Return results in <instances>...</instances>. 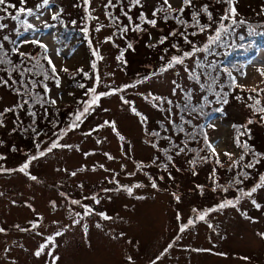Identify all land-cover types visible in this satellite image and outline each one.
I'll return each mask as SVG.
<instances>
[{"label":"rangeland","instance_id":"1","mask_svg":"<svg viewBox=\"0 0 264 264\" xmlns=\"http://www.w3.org/2000/svg\"><path fill=\"white\" fill-rule=\"evenodd\" d=\"M263 1L236 6L264 21ZM206 2L121 0L115 32L107 0H5L0 264H264V123L251 105L263 97L264 50L244 47L225 69L220 38L229 46L246 21L215 22ZM62 18L76 27L67 37ZM225 76L231 94L217 103L212 85ZM198 123L221 165L202 138L197 158L176 137ZM234 123L254 147L246 167L228 168Z\"/></svg>","mask_w":264,"mask_h":264},{"label":"trees","instance_id":"2","mask_svg":"<svg viewBox=\"0 0 264 264\" xmlns=\"http://www.w3.org/2000/svg\"><path fill=\"white\" fill-rule=\"evenodd\" d=\"M239 0H210L209 3H207V7L210 6V9H205V11L207 12L208 16L210 17L213 21L215 22H223L227 17H228V21H231L232 18L236 15H238L239 17H241L243 20L246 21V23H244L241 26V31L235 35H232L233 37V41L232 43L228 46L226 44L223 43L222 38H220L221 41H219L220 45H218L217 48H219L220 50H222L224 47L228 48V53L225 54L223 61L225 62V64H223V67L225 69H230V68H226V66H231L232 63V59L229 55V53L231 51H235L237 52L240 56L243 55V53L246 52V50L249 49H255L257 48V42H254L255 37H259V39L262 41V43H264V21H261V19H254L251 18L250 16H246L248 13L244 12L243 10L237 8V3ZM264 2V1H263ZM225 3V4H223ZM216 5H221V11L220 14L218 15L217 13L214 12L213 10V6ZM13 8H15V10L17 11H21V9L23 8H16L15 6H13ZM235 9L234 13H231V9ZM5 15L8 16V11L9 9L7 7H4ZM10 10H12L11 5H10ZM260 10L261 13L264 14V5H260ZM28 11V9H23V11H21V13H24ZM218 16H216V15ZM249 26H256V28L253 30L252 32V38L250 39V36L246 35L247 29ZM244 47L246 48V50L244 49ZM252 47V48H250ZM246 54V53H245ZM247 55V54H246ZM226 86L227 88H224L223 86ZM261 87V92H263V97L260 99L254 98L253 101L254 103H252V107H254V111L261 117L259 118L260 121L262 123H264V75H263V80L259 85ZM212 89L213 91L217 94L215 95V99H218L219 96L226 98L228 93L231 91L230 90V79L228 76H225V78L219 82H216L212 85ZM219 95V96H218ZM209 110H208V115H209ZM207 115V116H208ZM59 119V118H58ZM202 120H206L207 118H201ZM257 122H253V121H249V123L247 124V126H252L255 127L257 126L256 124ZM0 126H2L1 122H0ZM177 127H180V125H178ZM199 127V126H197ZM202 128V127H200ZM233 129L237 135L241 136V142L239 144V148H240V152L238 157L233 158L230 160L229 167L228 168H232V167H240V166H247V163L243 162L242 160L245 158V154L247 151H249L251 148H254L252 145H250L246 140H245V136H249V132L247 130V128H242V125L239 123H234L233 124ZM181 132V131H176ZM177 133H175V136L177 135ZM190 138H192V134L189 136ZM34 141V140H33ZM205 155L204 157L207 159H210L212 161H215V159L213 157H211L208 152L206 150H204ZM255 162V161H253ZM243 174H246V172L244 171Z\"/></svg>","mask_w":264,"mask_h":264},{"label":"snow or ice","instance_id":"3","mask_svg":"<svg viewBox=\"0 0 264 264\" xmlns=\"http://www.w3.org/2000/svg\"><path fill=\"white\" fill-rule=\"evenodd\" d=\"M5 2V0H0V4H3ZM165 3H167V0H165ZM185 3H190V0H185ZM170 7V6H169ZM21 11H23V9H21ZM181 11H183V9H181ZM231 11H235V9L233 8V9H231ZM150 23H152L153 25H155V23H156V21L155 20H152V21H150ZM166 39V38H165ZM217 39H218V37H217ZM161 42H163V40L161 41ZM185 55H189L188 53H185ZM173 59V61L174 62H177V63H179V62H181L180 60H179V58H177V57H173L172 58ZM169 66H171V64L169 65ZM6 83V82H5ZM96 99H98V97L97 98H94L93 99V103H95L96 102ZM88 109L87 108H85V112L87 111ZM77 119H79V116H77ZM107 123V122H106ZM55 146H57V145H55V144H53V147H55ZM41 155H43V153H41ZM27 167V164L26 165H24V167L23 168H21L20 170L21 171H24V169ZM248 167H252V165L250 164V165H248ZM74 174V173H73ZM32 179H36L35 177H32ZM153 187H155V184H153ZM128 191H129V193H131V189L129 188L128 189ZM253 191H255V189H253ZM74 203H76L75 201H74ZM229 203H231V202H229ZM224 205H221V207H223ZM105 218H107V217H105ZM200 219H203V216H201L200 217ZM35 226V225H34ZM183 230V229H182ZM0 231H2V229H0ZM57 235H59V233H57ZM49 239H52L51 237H49ZM43 247V246H42ZM40 253L39 252H37L36 253V255H39Z\"/></svg>","mask_w":264,"mask_h":264},{"label":"flooded vegetation","instance_id":"4","mask_svg":"<svg viewBox=\"0 0 264 264\" xmlns=\"http://www.w3.org/2000/svg\"><path fill=\"white\" fill-rule=\"evenodd\" d=\"M1 229V228H0ZM2 232V231H1Z\"/></svg>","mask_w":264,"mask_h":264}]
</instances>
